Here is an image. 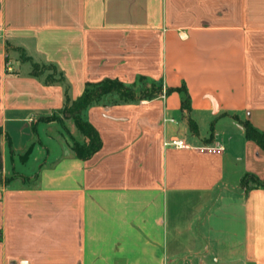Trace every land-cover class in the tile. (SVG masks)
Returning a JSON list of instances; mask_svg holds the SVG:
<instances>
[{"label": "crops", "instance_id": "0c3cea01", "mask_svg": "<svg viewBox=\"0 0 264 264\" xmlns=\"http://www.w3.org/2000/svg\"><path fill=\"white\" fill-rule=\"evenodd\" d=\"M262 13L264 0H0V264H264V148L243 125L264 132ZM18 51L56 66L72 100L107 78L175 90L91 106L102 146L81 158L45 119L65 87Z\"/></svg>", "mask_w": 264, "mask_h": 264}, {"label": "trees", "instance_id": "16d2710c", "mask_svg": "<svg viewBox=\"0 0 264 264\" xmlns=\"http://www.w3.org/2000/svg\"><path fill=\"white\" fill-rule=\"evenodd\" d=\"M54 68L57 70L59 76L56 78L47 76L45 81L61 83L65 87L66 103L61 112H65L67 117L73 120L80 134L83 135L85 139L80 140L74 137L64 122H62V125L67 130L68 135L73 142V150L77 156L81 158H88L92 156L102 146V140L97 130L87 119V110L91 106L100 103H134L142 100H151L163 94V86L160 81H150L145 77H139L134 83H125L118 79L107 78L96 83L88 82L83 94L77 99L72 100L69 96V85L66 83L64 75L57 69L56 66H54ZM32 73L36 76L41 75L34 69ZM172 90L175 89L167 88L166 93H170ZM177 90L183 93V107L189 108L190 99L187 88L183 85L178 87ZM50 118V116L45 117V119L49 121ZM243 125L245 127L247 138L254 140L264 148V132L257 129L249 121H244ZM16 176L17 175L7 177L5 182L10 184ZM253 180L256 181L253 175H246L242 184L244 187H247L249 182ZM259 184L260 183L257 182V185Z\"/></svg>", "mask_w": 264, "mask_h": 264}, {"label": "rangeland", "instance_id": "374dc122", "mask_svg": "<svg viewBox=\"0 0 264 264\" xmlns=\"http://www.w3.org/2000/svg\"><path fill=\"white\" fill-rule=\"evenodd\" d=\"M259 16L261 17L262 20H264V13L259 14ZM12 49V48H11ZM21 51H18V56L21 57L22 60H31L33 62V69L36 70V72H38L39 74H41L43 77H47V76H52L53 78L58 77V72L57 70L54 68V66L51 63L48 62H44L43 60H40L38 62L34 61V57H29L26 54H22L21 55ZM36 66V67H34ZM162 88H163V92L166 91V87L165 85L162 83ZM50 121H59L60 123L64 122L66 124V127H68L72 134L74 135V137H79L80 132L77 129L76 125L74 124L73 120L69 117H67L65 112H60V113H55L50 115ZM24 182H31V181H24ZM176 210V206L174 204H170V216H171V224L173 222L172 218L174 216V211ZM172 226V225H171ZM187 221L184 223V225L181 227V231H185L187 230Z\"/></svg>", "mask_w": 264, "mask_h": 264}, {"label": "built area", "instance_id": "2783aa9c", "mask_svg": "<svg viewBox=\"0 0 264 264\" xmlns=\"http://www.w3.org/2000/svg\"><path fill=\"white\" fill-rule=\"evenodd\" d=\"M9 69H11V68L9 67ZM169 144H172V145H175V146H184L185 145V141L183 139L176 138V139H173Z\"/></svg>", "mask_w": 264, "mask_h": 264}]
</instances>
